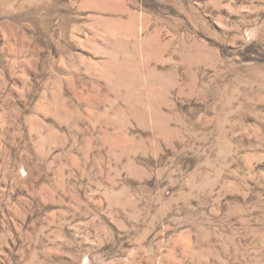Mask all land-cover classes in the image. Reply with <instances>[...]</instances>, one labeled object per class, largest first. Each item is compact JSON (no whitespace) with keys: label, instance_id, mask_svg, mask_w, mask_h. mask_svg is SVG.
<instances>
[{"label":"rangeland","instance_id":"374dc122","mask_svg":"<svg viewBox=\"0 0 264 264\" xmlns=\"http://www.w3.org/2000/svg\"><path fill=\"white\" fill-rule=\"evenodd\" d=\"M0 264H264V0H0Z\"/></svg>","mask_w":264,"mask_h":264}]
</instances>
